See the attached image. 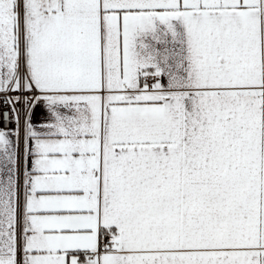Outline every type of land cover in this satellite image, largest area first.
<instances>
[{"label": "snow or ice", "instance_id": "snow-or-ice-1", "mask_svg": "<svg viewBox=\"0 0 264 264\" xmlns=\"http://www.w3.org/2000/svg\"><path fill=\"white\" fill-rule=\"evenodd\" d=\"M0 108V264H264V0H0Z\"/></svg>", "mask_w": 264, "mask_h": 264}, {"label": "built area", "instance_id": "built-area-1", "mask_svg": "<svg viewBox=\"0 0 264 264\" xmlns=\"http://www.w3.org/2000/svg\"><path fill=\"white\" fill-rule=\"evenodd\" d=\"M7 109L6 108H0V118H2L3 122L0 123V127L8 128L10 125L8 124L7 121Z\"/></svg>", "mask_w": 264, "mask_h": 264}]
</instances>
